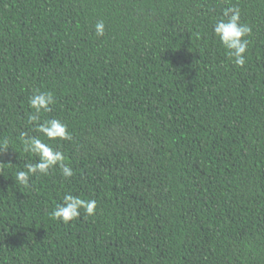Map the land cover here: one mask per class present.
Here are the masks:
<instances>
[{
    "label": "trees",
    "instance_id": "1",
    "mask_svg": "<svg viewBox=\"0 0 264 264\" xmlns=\"http://www.w3.org/2000/svg\"><path fill=\"white\" fill-rule=\"evenodd\" d=\"M231 6L243 67L213 32ZM34 89L73 176L24 186ZM0 146V264H264V0H0ZM69 192L95 214L53 219Z\"/></svg>",
    "mask_w": 264,
    "mask_h": 264
},
{
    "label": "clouds",
    "instance_id": "2",
    "mask_svg": "<svg viewBox=\"0 0 264 264\" xmlns=\"http://www.w3.org/2000/svg\"><path fill=\"white\" fill-rule=\"evenodd\" d=\"M95 35L101 37L105 33L103 21H98L94 25ZM213 32L218 37L220 44L226 50L227 55L237 67H243L246 63L245 53L249 40L246 38L251 35L252 28L241 21V10L239 7L231 6L224 10L221 18L215 21ZM55 97L51 91L34 89L29 97V107L33 109L28 115V121L35 125V130L41 136H30L27 132L20 133V140L23 151L38 157L36 162L26 163L24 169L15 173V183L28 186L32 176L37 173L47 175L50 169L59 166L64 177L73 176V169L65 163L64 153L54 148L48 141L70 140L71 134L68 132L67 125L60 119L51 118L41 121V114L51 111V106L55 104ZM7 145V141H3ZM7 147L0 146V155L7 151ZM97 202L94 199H82L80 196L66 193L63 195L61 203H58L51 212V217L64 223H68L81 216V210L87 216L95 214Z\"/></svg>",
    "mask_w": 264,
    "mask_h": 264
}]
</instances>
